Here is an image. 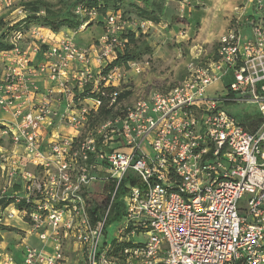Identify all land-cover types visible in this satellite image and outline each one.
Wrapping results in <instances>:
<instances>
[{"label": "built area", "instance_id": "1", "mask_svg": "<svg viewBox=\"0 0 264 264\" xmlns=\"http://www.w3.org/2000/svg\"><path fill=\"white\" fill-rule=\"evenodd\" d=\"M253 3L262 13L263 0ZM188 5L181 0L182 10ZM77 14L88 19L80 30L97 18L82 7ZM104 21L90 46L77 44L72 30L34 27L15 32L12 49L0 53V109L10 118L0 134L24 149L0 154L11 168L7 187L16 178L21 185L17 194L4 191L13 203L0 225L20 219L42 243L21 240L20 264H64L69 241L81 264H264V15L245 21L250 38L231 28L214 58L191 59L181 83L130 107L120 101L121 84L149 62L106 70L124 54V35H147L154 23L121 10ZM31 39L27 53L22 44ZM245 102L263 116L254 131L225 110ZM103 106L115 116L93 126ZM100 200L104 211L94 216ZM117 201L125 215L112 239L107 220ZM140 235L145 242H136ZM0 264L17 263L9 256Z\"/></svg>", "mask_w": 264, "mask_h": 264}, {"label": "rangeland", "instance_id": "2", "mask_svg": "<svg viewBox=\"0 0 264 264\" xmlns=\"http://www.w3.org/2000/svg\"><path fill=\"white\" fill-rule=\"evenodd\" d=\"M34 1L39 0H11L12 5L7 6L6 0H0V40L5 39V41H10L13 34V31L11 32L12 27H14L16 23L24 19V14L19 15L18 10H22V7L24 6L27 10L25 16L32 15V6L29 4H33ZM43 1H47L54 5L55 10L60 9L63 14L62 17L69 18L73 28L78 22L81 23L83 17L82 14H77V7L78 5H80L79 3L82 0ZM105 1L106 0H99L101 4H103V2ZM201 1L204 2V6H202L201 8L204 9L214 7L217 4L220 5L223 0ZM225 2L226 4H230L232 6V9L231 11H229L227 6H225L223 9V13H225V15L228 17V20L234 19V21H236V15H234L233 8L240 5L241 0H225ZM116 3L117 0L115 1V3L110 4L111 9L109 10V13L113 11L112 8L114 7V5H117ZM120 3L121 11L126 17L136 15L139 17H144V15L138 14L137 10L134 9L135 12L130 10V0H121ZM154 5H157V7L159 6L161 11L166 10L168 16L174 14L175 17H172L171 20H173V23L177 25H173V30L178 33L179 31L181 32L183 27L186 28L188 38H186L185 35H181L178 33L177 36H174L172 41H168L166 44H164L155 56H153L152 54V47L146 45V39H143V42H141L137 48H130V52L135 57L134 60L136 62H139L140 64H145V62L148 61L149 67L145 69V71L141 75H136L134 72H128L125 76L124 82L121 84L120 91L123 94L122 104L127 107L134 105L139 99H148L155 92L167 91L168 89L175 87L179 83H181L186 77L187 64L191 60L189 46L192 44V42H194L197 50L202 52L200 59L203 60V62H207L208 60L214 58L217 54L218 44L216 42L212 43L211 40L213 39V36L222 31V25H219V23H217L216 25H210V23L209 25H205V19L207 18V16L204 10L199 13H195V11H199V9L201 8L196 9L194 8V6H190V8L186 7V9L182 10V6L179 3L176 7L172 4H168L167 6H165V1L161 2V4L159 5L156 3ZM132 12H134V15H132ZM176 15H184V18H178L176 17ZM216 15L217 19L220 20V16H223L224 14H220L219 12ZM177 18L180 19V21H183L181 23H183L184 25H180V21H176ZM244 19L246 18L244 17ZM98 21L104 20H99L98 18L93 19L92 21H90L91 26L85 27L84 30H80V28H74L75 30H77L73 31L77 32V36L75 39L77 44L84 45L91 42L93 44V42H95L99 37L103 36L104 26L102 24H99ZM26 26L27 25H25L24 27ZM153 26L155 28V25ZM151 30L149 31V33L151 32ZM65 31L66 29L63 30V32ZM207 37L209 40L207 39L208 41L204 42V39L206 40ZM51 38V43H56L59 40V38L54 39L52 36ZM202 43H204L205 46L201 45ZM196 44H199L200 46H197ZM29 45L32 46V39L27 40L24 43L23 48L25 49ZM160 46L161 45L158 44L155 50ZM205 53H207L208 55H206ZM1 70L2 68L0 65V71ZM225 110L231 116H233L238 123L247 126V128H249L251 131L256 130L263 121V116L259 106L253 102H245L237 105H225ZM11 143L12 142L10 141V144ZM9 152L11 153L12 151ZM2 180L4 179L0 178V199L4 196L5 190L9 195L17 194V192H19L15 190L13 184L12 186L7 187V181L2 182ZM92 191H94V188H92ZM94 206L99 209V212L102 213L105 208V202H102L101 200L97 201L95 202ZM6 214L7 213H4V215ZM15 221L22 222L20 219H17ZM116 224L117 223H114L112 226H109L106 229V234L107 236L110 235V238L111 235H116ZM145 240L146 235H140L136 238V242L140 243L145 242ZM20 243L21 241L19 242V244ZM29 244L33 246L31 243ZM76 249L77 247L74 241H69L67 243V245L65 246L66 262L64 264H81L80 253L74 252ZM9 256L11 255L8 250H5V248H0V260Z\"/></svg>", "mask_w": 264, "mask_h": 264}, {"label": "crops", "instance_id": "3", "mask_svg": "<svg viewBox=\"0 0 264 264\" xmlns=\"http://www.w3.org/2000/svg\"><path fill=\"white\" fill-rule=\"evenodd\" d=\"M165 1V6H167L168 4H172L175 5V7L177 6V4L179 3L181 5V0H130V10L134 11L137 10L138 14H142L144 15V17H139V16H129L132 19H136L138 21H150L153 22L155 25V28L153 30H151V32L144 36V39H146L147 41V46L152 47L153 50V56H155L158 51L160 50V48L166 44L168 41H172V39L174 38V36H177L178 33L179 34H184L185 33V37L188 38V33H187V29L186 28H182L181 32L179 31L178 33H176L173 30V25H177L173 23L172 17H175L174 14H171L170 16H168L167 11H161L160 7L157 5L155 6L154 4H161V2ZM155 2V3H154ZM254 0H241L240 5L235 6L233 8V12L234 15H236V21H234V19H227L228 17L225 15L224 12V7L227 6L228 10L231 11L232 6L230 4H226L225 0L222 1V3H220V5H215L214 7L211 8H201L202 6H204V2H202L201 0H189V5L187 6V8H190V6H194V8L199 9V11H195V13H199L202 10H204L206 12V16L207 18L205 19V25H216L217 23H219V25H222V31L219 32L218 34H216L215 36H213L211 42H216L218 44L219 47V42L220 39L233 27L236 26H241V30H242V34L244 39H248L251 37L252 31L251 28L248 26V24H246V20L247 19H256L261 15H264V10L262 13H258L255 6H254ZM218 3V1H217ZM129 4V5H130ZM263 4H264V0H263ZM193 9V7H192ZM191 9V10H192ZM217 11V13H216ZM135 12V11H134ZM134 12H132V15H134ZM220 12V14H224L223 16H220V20L217 19V15ZM176 14V13H175ZM193 14V13H192ZM176 17L183 19L184 15L182 16H178L176 15ZM244 17L246 19H244ZM177 18V22L180 21V19ZM231 20V21H230ZM183 21H180V25H184L183 23H181ZM203 24V23H201ZM179 25V24H178ZM188 25V24H187ZM104 29V28H103ZM101 37H99L94 43H96ZM184 38V37H183ZM208 37L206 38V40L204 39V42H207ZM52 40V38H51ZM189 40V39H188ZM25 43V42H24ZM24 43L22 44V47L24 46ZM92 44L91 43H87V44H82L81 46H90ZM160 44L161 46L155 50V48L157 47V45ZM80 45V44H79ZM197 46H200L199 44H196ZM201 45L205 46L204 43H202ZM24 49V48H23ZM30 49H31V45H29L27 48H25L24 50L27 53H30ZM218 51V50H217ZM189 52L191 55V59L194 58H200L202 52L197 50V47L194 45V42H192V44L189 46ZM206 55H208L207 53H205ZM42 58L41 56H38L37 59H35V63H39V61H41ZM149 67V66H148ZM148 67H145L143 72L145 71V69H147ZM227 80L224 81H218L215 84H213L209 90H208V95L210 97L215 96L216 94H218L222 88L224 87L225 83ZM38 85V87L42 89H44L45 87H47V84L43 81H40L38 83H36ZM10 118L5 115L1 109H0V127L4 124L3 122L8 121ZM11 145V146H9ZM4 151H15L18 155L22 156L24 155V149L22 146H15L13 143L10 144V139L6 138L5 136H2L0 134V154ZM10 165V164H9ZM9 165H3L0 162V178L4 179L2 180L6 182L5 177H6V171L10 170V166ZM13 187H15L16 191H20V181L18 178H16L13 182ZM18 193V192H17ZM3 199H0V216L4 215V213H6L10 207L6 206L3 204ZM14 223V224H13ZM13 223H10L8 226L6 227H11L12 229H14L13 231H0V248H5V250H8L10 255L12 256V258L14 259V261L17 264L22 263L23 261V253L19 247V242L23 239H25L26 242L31 243L34 247L37 248H42V243L37 239L36 236H28L27 232H28V225L24 222H18V221H14ZM121 223V222H120ZM116 224V231H118L119 228V224ZM115 231V232H116ZM117 235V232H116ZM112 239H115V234L112 236ZM39 246V247H38Z\"/></svg>", "mask_w": 264, "mask_h": 264}, {"label": "trees", "instance_id": "4", "mask_svg": "<svg viewBox=\"0 0 264 264\" xmlns=\"http://www.w3.org/2000/svg\"><path fill=\"white\" fill-rule=\"evenodd\" d=\"M116 0H106L101 4L99 0H82L80 1V5H78L77 9L79 7L88 9V10H95L97 13V18L99 20H105L106 16L109 14V10L111 9L110 4L115 3ZM121 0H117V5L112 8L113 11L110 13H114L116 11L121 10L120 3ZM119 3V4H118ZM29 5L32 6V15L25 16L27 10L23 6V14L24 19L18 23L14 27H12L11 32L13 31V34L15 32H27L31 28L34 27H42L45 29H48L50 32L54 34H58L64 29L77 31L74 28H80L85 22H87L88 19H82L81 23L78 22L74 28L72 27L69 18L62 17V11L60 9L55 10L54 5L47 1L39 0L34 1L33 4L30 3ZM72 14V13H71ZM75 15V13H74ZM71 16V15H70ZM125 16V15H124ZM126 17V16H125ZM130 18V17H126ZM99 24L105 25V21H98ZM27 25L26 27H24ZM91 23H89L86 27H90ZM24 27V28H23ZM12 34V35H13ZM145 35H138L136 36L134 33H128L126 36L124 35V38L128 40V45L126 46V50L123 55H120L118 59L114 62L113 65H111L106 71L119 66H125L129 62L135 61L134 55L130 52V48H137L138 45H140L141 42H143ZM12 49V45L10 41H5V39L0 40V53L10 51ZM165 92V91H164ZM96 97V96H95ZM123 94L120 96V101H122ZM114 112L111 109H107L105 106L101 107L98 111V113L93 118V126L99 123H102L106 121L108 118L113 117ZM107 190H111L110 187ZM124 193V190L121 189L119 192V196H121ZM4 205H9L13 203L12 199H3ZM20 209H23L22 205H18ZM92 215H99L101 212H99V209L95 206L92 209ZM125 215V209L121 202H116L113 204L112 209L110 211L108 220H107V227L112 226L114 223H120L122 221V218ZM11 227H6L3 225H0V231H13ZM115 243V241H113Z\"/></svg>", "mask_w": 264, "mask_h": 264}]
</instances>
